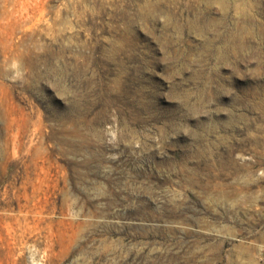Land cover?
Instances as JSON below:
<instances>
[{"label":"rangeland","instance_id":"rangeland-1","mask_svg":"<svg viewBox=\"0 0 264 264\" xmlns=\"http://www.w3.org/2000/svg\"><path fill=\"white\" fill-rule=\"evenodd\" d=\"M0 264H264V0H0Z\"/></svg>","mask_w":264,"mask_h":264}]
</instances>
